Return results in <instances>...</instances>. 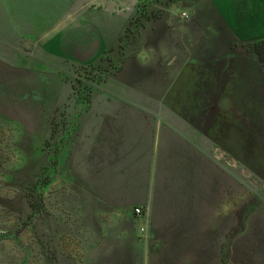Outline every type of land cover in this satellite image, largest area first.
Masks as SVG:
<instances>
[{
	"label": "rangeland",
	"instance_id": "1",
	"mask_svg": "<svg viewBox=\"0 0 264 264\" xmlns=\"http://www.w3.org/2000/svg\"><path fill=\"white\" fill-rule=\"evenodd\" d=\"M198 9L223 11L235 33L229 57L240 70L234 66L223 92H120V63L152 21H186ZM259 51L264 0H0V264H83L79 189L105 164L95 160L105 150L91 136L103 130L91 118L95 107L190 99L212 105L218 128L199 132L184 121L177 128L209 169L223 170L216 191L224 224L209 237L207 264H264Z\"/></svg>",
	"mask_w": 264,
	"mask_h": 264
},
{
	"label": "crops",
	"instance_id": "2",
	"mask_svg": "<svg viewBox=\"0 0 264 264\" xmlns=\"http://www.w3.org/2000/svg\"><path fill=\"white\" fill-rule=\"evenodd\" d=\"M233 36L227 15L217 9H198L191 19H167L160 26L152 21L120 63V92H223L234 66L240 70L229 57ZM211 108L192 99L181 106L94 108L91 118L103 130L91 136L105 144L95 160L105 164L89 170L79 189L85 194L79 218L83 264L208 263L209 237L222 233L224 224L216 191L223 170L209 169L177 124L184 121L199 132L213 123L218 128ZM155 113L173 114L162 120Z\"/></svg>",
	"mask_w": 264,
	"mask_h": 264
},
{
	"label": "built area",
	"instance_id": "3",
	"mask_svg": "<svg viewBox=\"0 0 264 264\" xmlns=\"http://www.w3.org/2000/svg\"><path fill=\"white\" fill-rule=\"evenodd\" d=\"M182 16L187 18V17H188V14H187L186 12H183V13H182ZM135 213H136L137 215H141V214H142V210H141V208H135ZM141 230L144 231L143 228H142Z\"/></svg>",
	"mask_w": 264,
	"mask_h": 264
},
{
	"label": "trees",
	"instance_id": "4",
	"mask_svg": "<svg viewBox=\"0 0 264 264\" xmlns=\"http://www.w3.org/2000/svg\"><path fill=\"white\" fill-rule=\"evenodd\" d=\"M259 53H260V59L263 61V63H264V55L259 51Z\"/></svg>",
	"mask_w": 264,
	"mask_h": 264
}]
</instances>
